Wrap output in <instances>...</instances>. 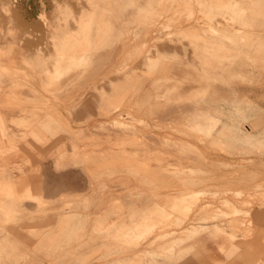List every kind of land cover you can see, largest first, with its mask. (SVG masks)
<instances>
[{
    "label": "rangeland",
    "instance_id": "obj_1",
    "mask_svg": "<svg viewBox=\"0 0 264 264\" xmlns=\"http://www.w3.org/2000/svg\"><path fill=\"white\" fill-rule=\"evenodd\" d=\"M14 55L42 97L15 123L42 146L23 163L72 167L85 188L56 201L7 192L0 233L25 218L27 240L1 241L0 264L173 257L196 221L250 235L264 205V0H0V63Z\"/></svg>",
    "mask_w": 264,
    "mask_h": 264
},
{
    "label": "crops",
    "instance_id": "obj_2",
    "mask_svg": "<svg viewBox=\"0 0 264 264\" xmlns=\"http://www.w3.org/2000/svg\"><path fill=\"white\" fill-rule=\"evenodd\" d=\"M30 8L29 4L24 7L25 13L21 15L26 24L38 21L36 5ZM17 11L21 12L20 9ZM19 64L20 59L15 55L0 63V150L4 149L5 151L0 155V171L4 172L3 176H1L3 178L0 179V201L6 197L7 192L10 197H21L23 195L26 196L28 193L30 194V191L32 193V189H35L34 193L38 192L37 195L42 198L56 201L59 200L60 194H74L75 190H79L81 186L84 189L85 181L78 180L79 177L78 179L75 178L74 168L72 167H56V164L42 162L23 163L25 157L31 156L33 149L34 153H36V151L42 150V146L32 142L31 138H29L31 145L27 143V138L25 140L22 139V135L26 133L27 128L19 127L15 123L22 120L32 121V117H28L26 112L29 109L42 107L40 101L42 97L38 94L39 92L33 91V86H22L21 84L23 75L36 76L37 71L29 68L23 69ZM36 86L37 84H34V88ZM37 100H39V103L36 102ZM52 106L56 108L57 113H63V105L56 102ZM83 111L85 110L83 109ZM74 117H77L78 120L81 119L83 123L85 120L90 121L89 115L85 116L83 113L80 115V111ZM2 130L6 132L7 136H2ZM31 133H35V131L33 130ZM1 192L3 193L1 194ZM32 203H34L32 199L25 198L20 204L26 209L29 207L28 205H33ZM142 207L138 206L137 210L147 208ZM250 216L252 218L250 221H252L254 226L253 228L251 227L252 231L247 237L238 235L236 238H230V230L225 226L226 222L216 219L210 223L201 221V226H210V228L199 233V224L196 221L193 239L181 244L179 251L173 257H162L159 255L151 257L150 255L138 264H264V205L254 206ZM115 220H118L117 217ZM36 222L38 223L37 219ZM130 224H132L131 221L121 222V224H115V227L117 230L123 231L128 229V227H132ZM7 228L5 229L8 234H5V232L0 233V242L10 238V235L18 237L20 243L27 240V222L25 218L22 227L17 224L12 227L7 226ZM168 240L169 238L163 240L161 244H165ZM0 250L10 252V248L5 246ZM141 250V247L125 253L123 251L120 253L116 250L117 252L114 253L113 257H108L100 262L118 264L120 261L122 264H129L134 262L136 254ZM147 250L158 252L159 249L154 245L147 248ZM5 256L9 258L7 254ZM8 261L6 260V262ZM54 262L36 260L30 264H58V261ZM18 264L28 263L24 259H20Z\"/></svg>",
    "mask_w": 264,
    "mask_h": 264
}]
</instances>
